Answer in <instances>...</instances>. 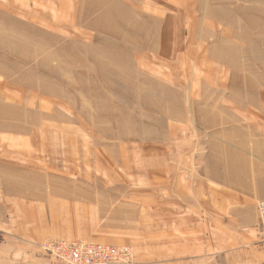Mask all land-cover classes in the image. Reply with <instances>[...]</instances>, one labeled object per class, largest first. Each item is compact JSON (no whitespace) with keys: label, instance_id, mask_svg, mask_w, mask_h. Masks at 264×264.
Listing matches in <instances>:
<instances>
[{"label":"rangeland","instance_id":"1","mask_svg":"<svg viewBox=\"0 0 264 264\" xmlns=\"http://www.w3.org/2000/svg\"><path fill=\"white\" fill-rule=\"evenodd\" d=\"M247 116L264 119V0H0L1 155L47 135L130 180L142 147L196 150Z\"/></svg>","mask_w":264,"mask_h":264},{"label":"crops","instance_id":"2","mask_svg":"<svg viewBox=\"0 0 264 264\" xmlns=\"http://www.w3.org/2000/svg\"><path fill=\"white\" fill-rule=\"evenodd\" d=\"M223 120L228 128L201 138L196 150L142 147L134 177L119 172V181L105 156L97 165L96 151L86 159L76 151L85 166L67 152L54 155L47 135L8 134L0 264H57L39 249L50 239L130 246L128 264H264V124L254 116Z\"/></svg>","mask_w":264,"mask_h":264},{"label":"built area","instance_id":"3","mask_svg":"<svg viewBox=\"0 0 264 264\" xmlns=\"http://www.w3.org/2000/svg\"><path fill=\"white\" fill-rule=\"evenodd\" d=\"M259 232L264 241V200L258 202ZM47 255L54 256L59 262L70 264H110L128 262L133 257L130 246H117L94 243L84 240H55L42 245Z\"/></svg>","mask_w":264,"mask_h":264}]
</instances>
